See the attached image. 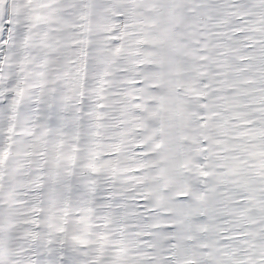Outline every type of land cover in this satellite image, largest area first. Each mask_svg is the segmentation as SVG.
Masks as SVG:
<instances>
[{
  "label": "snow or ice",
  "instance_id": "1",
  "mask_svg": "<svg viewBox=\"0 0 264 264\" xmlns=\"http://www.w3.org/2000/svg\"><path fill=\"white\" fill-rule=\"evenodd\" d=\"M0 264H264V0H0Z\"/></svg>",
  "mask_w": 264,
  "mask_h": 264
}]
</instances>
